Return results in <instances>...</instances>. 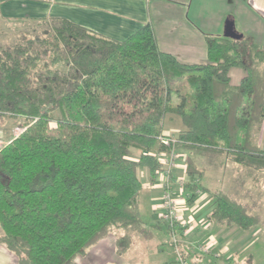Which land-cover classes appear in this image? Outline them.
Returning a JSON list of instances; mask_svg holds the SVG:
<instances>
[{"label": "trees", "instance_id": "obj_1", "mask_svg": "<svg viewBox=\"0 0 264 264\" xmlns=\"http://www.w3.org/2000/svg\"><path fill=\"white\" fill-rule=\"evenodd\" d=\"M39 22L40 31L0 46V116L24 123L0 146V247L16 264H77L119 230L123 254L145 230L137 169L158 172L157 154L170 149L160 138H172L162 134L167 115L184 127L175 149L264 172L254 136L264 122V48L249 49L248 65L243 38L207 36V63L192 65L162 52L149 24L118 42L66 19ZM231 68L243 71L236 87ZM213 197L216 221L259 223L229 194Z\"/></svg>", "mask_w": 264, "mask_h": 264}, {"label": "crops", "instance_id": "obj_2", "mask_svg": "<svg viewBox=\"0 0 264 264\" xmlns=\"http://www.w3.org/2000/svg\"><path fill=\"white\" fill-rule=\"evenodd\" d=\"M0 18L19 21L66 19L118 42L139 30L146 33L149 24L162 52L192 65L207 63L205 38L223 37L229 22L236 33V27H240L244 40L251 39L252 43L264 48V0H0ZM228 76L230 85L236 87L243 71L231 68ZM167 118L175 125L171 131H164ZM183 130L178 117L166 116L163 135L176 137ZM254 136L264 149V122ZM183 152L178 151L177 166L169 176L162 167L154 176L146 167L137 169L141 182L137 204L144 232L131 234L126 251L117 254L116 238L124 231H115L79 256L77 264H176L172 231L160 219L166 182L176 202L178 221L185 224L184 227L176 224L174 232L187 264H245V253L264 233V226L257 224L243 230L212 217L214 194L222 191L231 196L233 182L238 176L235 174L243 170L242 166L233 162L229 165L215 163L208 159L214 156ZM221 156L225 155L217 158ZM187 157L195 163L194 180L187 172Z\"/></svg>", "mask_w": 264, "mask_h": 264}, {"label": "rangeland", "instance_id": "obj_3", "mask_svg": "<svg viewBox=\"0 0 264 264\" xmlns=\"http://www.w3.org/2000/svg\"><path fill=\"white\" fill-rule=\"evenodd\" d=\"M38 27H40L39 21L4 20L0 18V46L20 41L22 38L32 35L35 32L34 30L40 31ZM240 30V27H236L238 34H241ZM243 42V62L250 65L253 63V59L249 49H259L261 47L259 43H252L251 39L248 38H245ZM64 71L67 70L65 69ZM58 116V113L55 112L54 117L57 118ZM173 116L177 119V116ZM169 122H171V120L170 118H167L164 131H171L175 128V125ZM23 124L22 119H15L4 115L0 116V146L6 143L11 136L19 134L22 131ZM261 125H259V127H261ZM52 126L54 127V124H52ZM172 138L176 139L175 137ZM178 151H184L183 153L187 155L189 152L181 149H175L174 152L179 155ZM137 157V152L133 151L132 158L137 159ZM208 159L213 160L215 163L219 161L220 164L224 165L232 164L226 156H221V158L214 156L213 158L209 157ZM202 160L207 163V161H205L206 159ZM241 169L243 170H238L235 174V176H238L233 182V185L236 186L232 185L231 196L233 198L235 196L234 199H237L238 202L243 204L247 208L249 214L251 213L253 216H258L259 227H262L264 226V172L252 171L243 167ZM257 193H259V195ZM244 257L245 264H264V233L260 235L257 242L246 251ZM0 264H16L14 257L3 248L0 250Z\"/></svg>", "mask_w": 264, "mask_h": 264}, {"label": "built area", "instance_id": "obj_4", "mask_svg": "<svg viewBox=\"0 0 264 264\" xmlns=\"http://www.w3.org/2000/svg\"><path fill=\"white\" fill-rule=\"evenodd\" d=\"M161 143L166 146L170 147V149L166 152H162L157 154L156 159L160 167L164 168L166 175L169 176L172 169H174L176 164V159L178 154H176L175 148L173 145L177 142L173 138H160ZM169 183L166 182L164 184V191L162 194V214L160 219L165 223V225L172 231V244L173 250L176 254V264H187V262L183 259L180 248L178 245V240L174 232V228L176 224L180 223L178 220L177 210H176V202L173 196L170 193ZM184 223H180V227H184ZM205 249V248H203Z\"/></svg>", "mask_w": 264, "mask_h": 264}, {"label": "water", "instance_id": "obj_5", "mask_svg": "<svg viewBox=\"0 0 264 264\" xmlns=\"http://www.w3.org/2000/svg\"><path fill=\"white\" fill-rule=\"evenodd\" d=\"M224 38L231 39V40H240L242 39V35L238 34L234 31V27L232 23H226L224 28Z\"/></svg>", "mask_w": 264, "mask_h": 264}]
</instances>
